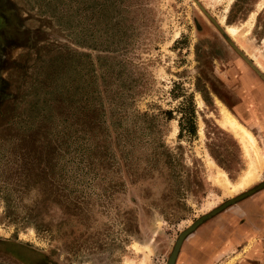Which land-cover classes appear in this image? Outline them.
Returning a JSON list of instances; mask_svg holds the SVG:
<instances>
[{
	"label": "rangeland",
	"instance_id": "1",
	"mask_svg": "<svg viewBox=\"0 0 264 264\" xmlns=\"http://www.w3.org/2000/svg\"><path fill=\"white\" fill-rule=\"evenodd\" d=\"M262 184L264 0H0V264H168L250 191L173 264L257 261Z\"/></svg>",
	"mask_w": 264,
	"mask_h": 264
},
{
	"label": "bare ground",
	"instance_id": "2",
	"mask_svg": "<svg viewBox=\"0 0 264 264\" xmlns=\"http://www.w3.org/2000/svg\"><path fill=\"white\" fill-rule=\"evenodd\" d=\"M228 32L231 35H235L237 33V30L236 28L228 27ZM221 123L233 131V133L236 135V137H238L247 153H249V151H252L255 158L259 157V150L256 141L251 135V133L247 131L243 126H241L238 121L228 113V111H224ZM251 175L252 172L250 171L244 181H246ZM219 176L221 177L220 173Z\"/></svg>",
	"mask_w": 264,
	"mask_h": 264
},
{
	"label": "water",
	"instance_id": "3",
	"mask_svg": "<svg viewBox=\"0 0 264 264\" xmlns=\"http://www.w3.org/2000/svg\"><path fill=\"white\" fill-rule=\"evenodd\" d=\"M263 186H264V184L258 186L256 189H259V188H261V187H263ZM251 192H252V191L247 192V193H245V194H243V195H240V196L237 197V198H234V199L229 200V201L226 202L224 205H222L220 208H218V209H216V210H213L210 214H208V215H206V216L200 218V219L197 220L193 225H191L187 230H185V231L180 235L179 239L177 240L176 245H175V248H174V251H173V253H172L171 257H170V260H169L168 264H173V262H174V258H175V256H176V253H177V251H178V248H179V246H180V244H181L182 239H183V238H184L189 232H191L193 229H195V227H196V226H197L202 220H204L205 218H207V217L210 216V215H213L215 212L219 211L220 209H222V208L225 207L226 205L232 204V203H234V202H236V201H238V200L244 198L245 196H247V195L250 194Z\"/></svg>",
	"mask_w": 264,
	"mask_h": 264
},
{
	"label": "crops",
	"instance_id": "4",
	"mask_svg": "<svg viewBox=\"0 0 264 264\" xmlns=\"http://www.w3.org/2000/svg\"><path fill=\"white\" fill-rule=\"evenodd\" d=\"M262 254H263V253H260V254L258 255V253H252V252H251V256H252V257H250V259H251V258L254 259V255H258V258H255V259H257V261H249V260L246 259L245 261H240L239 263H236V264H264Z\"/></svg>",
	"mask_w": 264,
	"mask_h": 264
},
{
	"label": "flooded vegetation",
	"instance_id": "5",
	"mask_svg": "<svg viewBox=\"0 0 264 264\" xmlns=\"http://www.w3.org/2000/svg\"><path fill=\"white\" fill-rule=\"evenodd\" d=\"M263 262H264V255H263Z\"/></svg>",
	"mask_w": 264,
	"mask_h": 264
},
{
	"label": "trees",
	"instance_id": "6",
	"mask_svg": "<svg viewBox=\"0 0 264 264\" xmlns=\"http://www.w3.org/2000/svg\"><path fill=\"white\" fill-rule=\"evenodd\" d=\"M181 130H182V128H181Z\"/></svg>",
	"mask_w": 264,
	"mask_h": 264
}]
</instances>
